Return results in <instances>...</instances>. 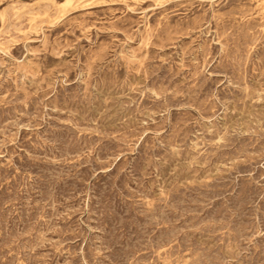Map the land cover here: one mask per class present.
Returning a JSON list of instances; mask_svg holds the SVG:
<instances>
[{"label":"rangeland","instance_id":"obj_1","mask_svg":"<svg viewBox=\"0 0 264 264\" xmlns=\"http://www.w3.org/2000/svg\"><path fill=\"white\" fill-rule=\"evenodd\" d=\"M0 264H264V0H0Z\"/></svg>","mask_w":264,"mask_h":264},{"label":"bare ground","instance_id":"obj_2","mask_svg":"<svg viewBox=\"0 0 264 264\" xmlns=\"http://www.w3.org/2000/svg\"><path fill=\"white\" fill-rule=\"evenodd\" d=\"M69 4H71V3H69ZM25 6V5H24ZM57 8V7H56ZM43 10V9H42ZM45 10H46V8H45ZM36 12V11H35ZM26 15V14H25ZM3 17V16H2ZM61 19V18H60ZM38 25V24H37ZM42 32V31H41ZM23 34V33H22ZM23 65V64H22Z\"/></svg>","mask_w":264,"mask_h":264}]
</instances>
